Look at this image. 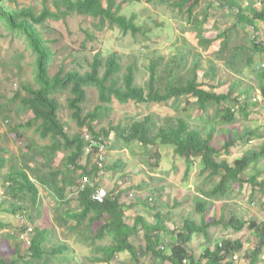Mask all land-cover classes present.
Here are the masks:
<instances>
[{
    "label": "trees",
    "instance_id": "16d2710c",
    "mask_svg": "<svg viewBox=\"0 0 264 264\" xmlns=\"http://www.w3.org/2000/svg\"><path fill=\"white\" fill-rule=\"evenodd\" d=\"M7 1L0 0V22L11 32L25 38L28 48L35 56L36 64L34 84L30 82L24 84L25 94L20 97V92L17 91L12 97V101L17 99L21 107L30 111L29 118L19 126L34 125L39 138L49 139L51 143L38 147L32 154L36 166H24L15 162L10 166L6 178L8 192L15 201L21 203L29 201L31 210L26 211L24 204L12 202L11 209L5 208V211L13 215L22 210L25 211L28 222L19 229L20 231L30 229L32 234L27 240L28 247L24 256H19L20 250L17 248L18 257L6 260L0 256V264H18L20 261L24 264H61L62 259H68V262L73 260L67 256L69 250L67 244L51 242L47 245L48 230L38 227L34 222L33 213L40 208L39 186L54 201V209L63 212L61 215H65L66 219L72 221V223H66L67 231H75L87 238L86 233L94 234V240L87 241L86 238V241L82 240L91 248L93 254L89 257L93 262L112 264L110 261L112 256L118 254L120 257L123 253L133 261V264H141L143 254L152 255L150 264H165L166 261L170 264H264V258H262L264 220H245L234 213L226 218L225 208H222L219 216L212 218V221L205 222L202 219L198 223L192 217H186L180 227L167 229L161 220V213L158 210L160 206L155 200L152 204L147 202L148 199H152L150 191L128 205L121 200V195L129 188L118 191L107 190L101 201L95 199L93 193L101 187L97 178L103 167H99L95 162V154L99 151L98 145H94L86 152L90 142L86 140L85 134L71 130L70 125L59 115L61 108L59 96L66 92L67 108L76 127H86L85 133L90 134L92 140L104 143L105 151L108 147L121 148L133 142H140L145 148L149 147L150 153H154V165L158 166L160 154L157 147L170 146L175 156L184 158L186 161V173L191 165L198 161L201 173H207L206 179L209 182L219 177L211 188L202 192L203 197L195 199L194 207L202 217L210 201L213 203L214 200H223L231 196V193L235 192L233 188L235 184L240 186L244 182H249L254 187L258 185L264 195V180H257L263 171L259 164L264 158V140L257 149L247 148L232 162L223 156V153H227L228 149L236 144L243 147L254 138L264 139L262 126H255V128L251 125V127L245 126L243 130L230 127L241 119L251 120L249 117L254 108L262 107V102L253 100L258 92L264 101V65L261 69L258 68L260 70L250 66L248 75L245 71L248 69L247 65L252 62V55L248 56L245 64L243 62L241 69L234 65L242 59L246 48L251 49L252 53L264 52V39H260V37L264 38V33L260 30L261 24L254 23L256 20L264 23V7L258 9L255 7L256 0H247L246 4L251 10L249 14L243 6L239 5L238 0L237 3L225 0L226 5L219 3L221 0H212L206 5L202 19L193 24L196 25L193 30L196 33L197 44L207 49L213 39L204 35V24L210 17L211 11L216 13L212 8L216 9V5H222L225 8L236 7L237 9L235 15L230 18V25L217 33L221 40L215 55L221 59L226 57L232 65L233 72L237 73L236 69H238L240 70L238 73H242L243 77L250 76L251 72L256 86L250 81L249 84L244 85V79L234 73H228L226 91L219 92L212 90L216 87L214 82L209 83L210 89L203 88L198 77L201 72L203 78L211 80L215 77L216 71L223 70L224 67L210 61V68H206L201 63L200 53L189 55V52L179 48L165 61V65L162 64L161 56L151 60L147 68L149 75L147 89L135 83L137 70L135 64H128L123 71L121 55L116 51H111L107 55H104L101 50L96 51L90 61L89 69L83 72L75 68L66 71L63 66H60L54 74H50V65L55 54L48 45V39L44 37L41 28L48 18L59 19L67 14L76 13L98 19L94 24L98 29L105 24L116 25L124 34L127 32L135 34L141 30V26L136 22V14L126 15L121 12L123 3L134 0H53L56 6L55 11L47 6V0H43V8L38 13H35L30 6L17 8L7 4ZM201 2L202 0H178L174 4L183 19L189 23L194 10ZM244 26L248 29L252 27L254 32L245 37L244 41L238 42L233 35L235 31L243 30ZM85 39L94 41L96 35L87 30ZM81 47L84 49L86 44L83 43ZM228 50L230 54L225 56ZM189 56L193 59L190 67L187 66ZM91 87L98 91L99 104L92 110L86 111L88 88ZM191 97L195 100L190 103V106H195L199 112L194 118L197 122L194 123L187 118L188 114L185 115L186 117L184 115L169 116L162 123H158L157 115L148 113L141 119H131L128 126L124 128L120 124L113 126L110 121L109 129L103 127L100 131H96L94 127L104 117L109 116L114 99L120 104L131 101L137 104L162 103L176 110L184 101L189 105L188 101ZM211 107L215 108V112L209 116L207 111ZM218 125L228 127L224 131L225 139L219 147L215 146L213 141ZM112 131L114 138H110ZM16 136L21 138L22 135L16 133ZM61 152H65L60 156L63 168L51 164ZM41 155L44 161L37 160V157ZM6 161L5 157L0 156V167ZM39 166H41L40 169ZM122 167L121 163H115L105 168L111 170ZM249 169L254 171L248 174ZM84 178L88 181L84 182V188L80 189ZM136 188L143 189L141 184ZM72 193L74 196L68 197ZM72 200L78 202L76 209L71 207ZM131 206H143L146 210L155 209V217L158 221L148 225L144 217L136 215L132 224L127 223L125 210ZM211 225H222L224 228H231L233 232L249 230L256 238V243L251 250L244 253L245 259L237 262L234 255L242 251L243 238H219L211 246L208 233V227ZM196 234H202L206 240L203 252L197 258L189 246ZM140 235L145 240V250L142 254L132 240V237L140 238ZM166 237H170V241H167ZM106 241L108 243H105ZM101 242L104 244H98ZM116 262V264H125L122 259Z\"/></svg>",
    "mask_w": 264,
    "mask_h": 264
},
{
    "label": "rangeland",
    "instance_id": "374dc122",
    "mask_svg": "<svg viewBox=\"0 0 264 264\" xmlns=\"http://www.w3.org/2000/svg\"><path fill=\"white\" fill-rule=\"evenodd\" d=\"M176 1L178 0H166L163 2L159 0H134L123 3L121 12L126 15L135 13L137 17L136 22L141 26V30L135 34L131 32L124 34L116 25L110 26L105 24L101 29H98L94 25L98 19L76 13L67 14L59 19L48 18L45 25L41 28L44 37L48 39V45L55 54L51 61L50 74H54L60 66H63L66 71L75 68L83 72L89 69L90 61L96 51L101 50L104 55H107L111 51H116L121 55L123 71L128 64H135L137 69L135 72V83L147 89L149 79L147 68L151 60L161 56L163 58L162 64L165 65V61L172 54H175V51L179 48V50L189 52V55L200 53L202 55L201 63L206 68H210V61L216 63L217 66L224 67L223 70H217L215 77L211 80L203 78L200 74L201 72L199 73L198 80L203 84L202 87L205 89H210L209 83L214 82L216 87L212 89L213 91H226L228 73H234L239 78L244 79V85L249 84L250 81V83L256 86L255 78L250 71V76L243 77L242 73H238L240 70L236 69L237 73L233 72L231 69L232 65L227 61L226 57L221 59L215 55L221 40V38H218L217 33L230 25V18L237 12L236 7L225 8L222 5H226L227 3L225 0H221L219 2L222 4L221 6L216 5V9L212 8L216 13L210 10V17L205 24L203 23L205 29L204 35L212 38L213 41L205 49L197 44L196 33L193 30V27L196 25L194 26L193 24L202 19L206 5L212 2V0H202L200 5L194 10L191 23L183 19L180 11L174 4ZM231 1L237 3V0ZM238 2L250 14L251 10L249 5L246 4L247 0L243 2L238 0ZM262 2L263 0H256L255 7L258 9L264 7V3ZM7 4L17 8L30 6L35 13H38L43 8V0H8ZM46 4L51 10H56L53 0H47ZM59 8L63 7L59 6ZM255 22L261 24L260 30L264 33V23L262 24L258 20ZM87 30L96 35L94 41L85 39V31ZM253 32L252 27L248 29L244 26L243 30L235 31L233 36H235L234 39L236 41L240 42L244 41L245 37L249 34L252 35ZM260 39L264 38L260 37ZM83 43L86 44L84 49L81 47ZM228 54H230V50L225 52V56H228ZM250 55L253 57L252 62L246 67L248 69L245 68L247 75L249 74L248 70L250 66L261 69V66L264 65V52L252 53V50L248 48L243 51L242 59L234 65L241 69L243 62L245 64L246 59ZM34 58L35 56L28 48L25 38L11 32L0 22V156L7 159L0 167V256L6 260L18 257L16 255L17 248L20 250L19 256H24L25 250L28 247L27 240L32 234V230L30 229H26L25 231H20L19 229L28 222L25 211L22 210L16 215L5 211V208L11 209L12 202H19L15 201L8 192L6 178L10 171V166L13 162L24 166H36L32 154L36 152L38 147L51 143L49 139L39 138L34 125L30 127L19 126V124H24L29 118L30 111L21 107L17 99L12 101L15 92L19 91L20 97L25 94L24 84L28 82L34 84V74H36ZM187 59V66L190 67L193 59L191 56ZM66 97V92L59 96V102L61 103L59 115L61 119L70 125L71 130L85 134L86 127L77 128L71 119ZM194 100L195 98L191 97L188 101L189 105L184 101L178 109L174 110V108L162 103L137 104L131 101L127 104H120L114 99L109 116L104 117L94 127L96 131H100L103 127L109 129L110 124L113 126L120 124L124 128L128 126L131 119H141L148 113H155L158 123H162L169 116H185L187 114V118L191 123H194L197 122L194 118L199 114L195 106H190V103ZM97 104H99L98 91L93 87L88 88V101L85 104V110L90 111ZM254 109L249 117L251 120L245 121L241 119L230 127L243 130L245 126H253L254 128L255 126H262L261 131H264V108L256 107ZM214 112L215 108L211 107L208 109L207 115L210 116ZM109 121L110 124L108 123ZM12 128H14V131H12ZM227 128V125L217 126L213 135L215 146H221L226 136L224 131ZM16 133H21V138H18ZM114 136V132L112 131L110 138H114ZM262 140L264 139L254 138L248 145L243 147L240 144H236L230 147L227 153H223V156L232 162L235 158L241 156L247 148L257 149ZM157 150L160 154V161L158 166H155L154 153H150L149 147L145 148L140 142H133L127 147L122 146L121 148L108 147L103 164L104 168L102 167V172L97 178L101 188L105 192L107 190L118 191L119 189L129 188L128 191H124L121 195V200L127 205L133 204L137 198H142L145 192L148 194V191H150L152 199H148L147 202L148 204H152L153 200H155L156 204L160 206L158 210L161 213V220L167 229L180 227L186 217H192L198 223L202 219L205 222L212 221V218L219 216L222 208H225L224 214L226 218L234 213L245 220H264V195L260 188H258V185L254 187L249 182H244L240 186L235 184L233 187L235 192H232L231 196H227L223 200H214L213 203L210 201L202 217L194 207L195 199L196 197H203L202 192L211 188L219 177H215L212 182H209L206 179L207 173H201L198 161L193 163L188 173H186V161L184 158L175 156L170 146H160L157 147ZM63 154L65 152L58 153L59 157L55 158L51 164L63 168V163L60 161V156ZM11 157H13V160H11ZM37 160L44 161V158L41 155L37 157ZM115 163H121L123 167L111 170L105 168L106 166L111 167ZM260 163L259 167L263 171L257 180L262 181L264 180V158ZM40 168L41 166H39ZM253 171V169H249L247 173L251 174ZM140 184L143 187L142 190L136 188ZM39 189L40 208L37 212L33 213V219L38 227L48 230L49 239L47 245L51 242H60L69 246L67 256L73 258V260L71 259L68 262V259H64L65 261L62 259L61 264H74L76 262L79 264H105L103 262L96 263L91 261L89 257L93 254L91 248L82 241L85 238L87 241L94 240V234L90 233L89 235L86 233L87 238L84 235L77 234L75 231H67L65 227L66 223H72V221L66 219L65 215H61L63 212L56 211L54 209V201L47 196L41 186H39ZM71 196H74V194L72 193L68 197ZM19 203L24 204L26 211L31 210L29 201ZM77 206L78 202L72 200L71 207L76 209ZM30 213L32 214V212ZM136 215L144 217L148 225H152L158 221V218L155 217V209L146 210L143 206H131L126 209L125 221L132 224ZM208 233L211 246L219 238H243L242 251L234 255L237 262H242L245 259L244 253L251 250L256 243V238L249 230L233 232L231 228H224L222 225H211L208 227ZM141 235L140 238L136 236L132 237L140 254L145 250V240ZM166 239L170 241V237H166ZM105 243H108V241ZM205 243L206 240L202 234L193 236L189 246L194 251L196 258L202 254L204 245H206ZM94 252H96V249ZM262 258H264V252L262 253ZM118 259H122L125 264H133V261L123 253L120 254V257H118V254H115L110 261L112 264H116ZM142 259L143 262L141 264H150L153 258L152 255L143 254ZM18 264L24 263L20 261ZM165 264H170V262L166 261Z\"/></svg>",
    "mask_w": 264,
    "mask_h": 264
},
{
    "label": "built area",
    "instance_id": "2783aa9c",
    "mask_svg": "<svg viewBox=\"0 0 264 264\" xmlns=\"http://www.w3.org/2000/svg\"><path fill=\"white\" fill-rule=\"evenodd\" d=\"M253 100L254 101L257 100V101L262 102V107L264 108V101L262 100L260 93L256 94V96L253 98ZM84 136H85L86 140L87 141L89 140V142H90V143H88V145L86 147V152H88L94 145H98L99 151L97 154H95V162L99 167H102L104 164V161L106 159V157H105L106 147H105L104 143H99V141L92 140L91 135L88 133H85ZM87 181H88V179L84 178V180L81 182L82 184L80 185V189L84 188V185H85L84 182H87ZM105 194H106V192L104 191V189L100 187V188L96 189V191L93 193V197L95 199L101 201Z\"/></svg>",
    "mask_w": 264,
    "mask_h": 264
},
{
    "label": "clouds",
    "instance_id": "9594fccd",
    "mask_svg": "<svg viewBox=\"0 0 264 264\" xmlns=\"http://www.w3.org/2000/svg\"><path fill=\"white\" fill-rule=\"evenodd\" d=\"M259 93V92H258Z\"/></svg>",
    "mask_w": 264,
    "mask_h": 264
}]
</instances>
